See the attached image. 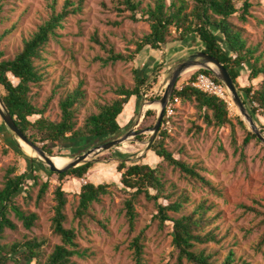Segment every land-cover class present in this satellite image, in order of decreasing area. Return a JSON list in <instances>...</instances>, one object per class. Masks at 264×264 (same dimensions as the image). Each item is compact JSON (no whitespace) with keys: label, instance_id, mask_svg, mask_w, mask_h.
Masks as SVG:
<instances>
[{"label":"rangeland","instance_id":"1","mask_svg":"<svg viewBox=\"0 0 264 264\" xmlns=\"http://www.w3.org/2000/svg\"><path fill=\"white\" fill-rule=\"evenodd\" d=\"M117 1L85 0L81 13L69 15L63 21L62 28L57 30L58 36L49 40L42 51V60L37 62L43 80L32 86L30 92L37 107L46 104L45 116L51 120H59L60 97L81 85L84 97L75 108L76 122L79 126L85 116L96 111V102H110L116 97L114 93L116 87L120 85L129 87L133 84L134 69L140 68L145 71L152 84L151 87L143 89L139 100L132 98L131 104L125 106L117 119L123 128L117 135L120 136L131 128L140 116L136 129L145 130L138 134L142 135V139H136V135L117 147L102 151L93 157L94 160H89L93 162V166L83 178L87 182L108 184L109 193L100 196L99 201L92 204L90 216L83 218L81 222L73 217L78 203L77 193L82 185L81 178L66 176L63 179V189L67 193L65 206L67 220L64 226L75 228L77 243L82 249L87 250L84 257L74 256L73 260L77 264H134L128 243L141 228H145L144 264H174L171 223H166L160 229L158 221L153 217L156 207L143 195H140L135 203V210L138 213L135 232L128 231L122 212V202L128 194L119 183L120 175L116 171V165L121 158L126 163L144 162L153 167L158 166L166 183L165 194L168 195L159 202L168 204L187 197L188 201L184 204L182 212H169L171 216L177 217L188 213L202 201L212 206L208 215L216 217L212 226H218L216 232L222 239L219 244L209 243L207 247L208 251L215 254L213 264H219L230 248L234 249L237 259H243L249 264H264V249L259 251L256 248L259 236L264 232L263 217L252 211H244L241 206H252L264 211V143L259 139L251 140L244 148L242 157L240 151L234 152L229 124L222 127L207 126L193 102H180L176 105L169 125L160 127L167 134L165 146L176 158L196 165L200 173L217 188L219 191L217 193L210 192L199 182L168 166L147 149L150 128L156 122L160 108L158 100L162 96L172 69L180 61L201 50L202 44L195 38L186 42L173 41L176 34L172 32L170 42L160 49L146 48L133 61H117L104 66L99 58H104L106 52L93 40L94 37L106 45H111L115 52L127 54L134 49V40L149 32L147 22L132 21L128 18L129 12L118 13L117 7L123 6ZM140 1L142 5L154 2ZM243 1L236 0L237 6H241ZM63 2L64 0H5L0 22V34L3 35L0 43L2 58H12L22 47L23 39L49 17L51 6H55L56 11H59ZM250 2L251 15L247 17L246 22L241 21L237 15L231 16L228 21L240 30L249 45L258 47L256 54L260 56V61L264 62V0ZM198 69L193 68L180 76L175 89L185 84ZM249 72L250 64H243L239 69L238 82L240 87L252 86L254 90L262 82V77L250 80ZM245 105L248 110L253 108L252 103ZM148 109L154 111L155 115L144 120V114ZM228 111L234 124V138L237 145H240L245 137V130L236 122V117L241 116L232 101ZM254 118L255 124L264 135V117L255 113ZM245 125L251 131L246 123ZM6 133L7 139L1 137L0 142V189L3 186L5 172L10 167L16 168L15 174L34 168V172L28 175L31 177L36 175V179H28L25 182L23 188L16 194L14 203L26 214L36 213L37 219L33 226L27 229L10 210L8 218L16 227L4 229L0 235V244L11 245L16 241L31 238L44 239L40 259L31 263L42 264L54 245L59 243V237L51 230L55 205L54 189L59 183L58 177L56 173L48 171V166L40 161L30 147L9 130ZM98 143L101 142L96 140H80L73 144L71 142L67 147H54L52 155L65 156L67 163L76 154ZM32 159L35 162H32ZM44 181L49 182V188L44 197L37 202V192Z\"/></svg>","mask_w":264,"mask_h":264},{"label":"trees","instance_id":"2","mask_svg":"<svg viewBox=\"0 0 264 264\" xmlns=\"http://www.w3.org/2000/svg\"><path fill=\"white\" fill-rule=\"evenodd\" d=\"M5 0H0V22ZM85 0H64L61 9L56 11L51 6L49 17L39 24L27 38L23 39L22 47L12 57L2 58L0 51V97L14 117L16 125L35 144H40L49 155L54 154L53 148L67 147L73 142L99 141L104 142L109 137L117 136L122 131L118 123L119 116L132 98L139 100L145 87H151L147 73L140 68L133 70V84L129 87L120 85L114 89L116 95L110 102H96V111L85 116L83 123L77 126L76 106L81 103L84 92L79 85L73 90L67 91L58 101L60 119L51 120L44 115L46 104L37 107L30 96L31 88L43 80V74L37 65L42 60V51L49 40L58 36L57 30L62 28L63 21L73 14L82 12ZM118 13L129 12L128 18L134 22L145 21L149 25V32L134 40L135 47L129 53L115 52L111 45H106L97 37L93 40L106 52V56L100 57L101 63L106 66L117 61H133L142 54L146 48L160 49L170 42L172 32L176 35L173 41H187L195 38L202 44L201 51L208 53L219 60L228 70L234 84L245 104L257 102L264 107V62L257 55L258 47L251 46L243 38L239 29L234 27L228 19L237 15L243 21L251 15L252 3L244 0L241 6H237L236 0H154L153 4L142 5L140 0H118ZM3 35L0 34V43ZM245 63L250 64L249 79L262 77L260 85L253 90L252 86L240 87L238 82L239 69ZM197 73H204L217 80L206 69H198L182 85L180 89H174L170 99L177 96L181 103L193 102L195 108L201 113V118L210 127H222L229 124L231 128L232 144L234 152L240 151L243 157L244 148L251 140L259 141L254 133L249 131L243 120L237 116L236 122L245 130V137L240 145L234 138V124L231 121L228 107L224 101L216 96L204 93L190 85ZM155 82V79L153 80ZM242 92L244 94H242ZM135 101V102H136ZM252 117L255 110L249 109ZM155 115L148 109L144 114V120ZM34 118V119H32ZM255 119V118H254ZM256 120V119H255ZM8 130L0 121V138L7 139ZM142 139V135L135 137ZM167 134L162 129L158 132V138L149 146V150L168 166L177 169L189 178L199 182L201 186L210 192H219L217 188L202 175L196 165H190L176 158L165 146ZM59 156V155H52ZM65 157V156H61ZM32 162H35L32 159ZM93 166L92 161H87L64 172L56 173L59 183L54 189V214L51 218V230L59 237V243L55 244L42 264H77L73 257H84L86 249H82L76 241L74 227L64 226L67 216L65 206L67 204L66 191L63 189V179L66 176L79 179ZM15 167L7 169L4 175L3 186L0 189V235L4 229H15V224L8 218V213L14 212L25 228L30 229L37 215L34 212L26 214L14 203L16 194L23 188L28 179H36V175L29 176L34 168L20 174H15ZM50 173L52 172L48 169ZM119 173V183L128 196L123 200L122 212L130 233L135 232V224L138 213L135 203L140 195L147 201H152L156 207L154 219L158 221V227L162 229L166 223H171V244L175 251L174 264H213L215 254L208 251L209 243L219 244V237L214 225L215 216L208 215L211 210L206 201L197 204L190 212L171 216L169 212L181 213L187 197L176 199L168 204L159 202L161 198H167L165 194V180L158 166H150L144 162L126 163L119 159L116 165ZM49 182L44 181L37 192L36 201L39 202L46 194ZM109 193L108 184L91 181L81 185L78 190V203L74 212V219L81 222L90 216L89 210L94 202L99 201L100 196ZM244 211H252L256 215H262L264 211L255 207L241 205ZM146 229L141 228L128 243V249L134 264H144V242ZM44 239H25L16 241L11 245L0 244V264H31L41 257ZM203 246L202 248H197ZM256 248L264 249V232L259 236ZM219 264H249L243 259H237L234 249L230 248Z\"/></svg>","mask_w":264,"mask_h":264},{"label":"water","instance_id":"3","mask_svg":"<svg viewBox=\"0 0 264 264\" xmlns=\"http://www.w3.org/2000/svg\"><path fill=\"white\" fill-rule=\"evenodd\" d=\"M193 68H199V69L202 68V69H206L210 71L217 80H219L222 84L225 85L232 102L234 103V105L236 106V108L238 109L240 113V116L243 122L246 123L248 127L250 128L251 132L254 133L256 137L262 143H264V135L261 132V130L257 127V125L255 124L254 119L251 113L249 112L248 108L246 107L245 103L243 102L228 70L225 68L223 63L217 60V58H215L214 56L208 53H205L199 50L196 53L191 54L187 59L177 63L172 69L170 78L168 82L166 83V87L162 93V96L158 100L160 104V108L157 112L156 122L150 128L151 135L148 139L146 148L148 149L149 146L156 139V136L161 127L165 107L175 89V86H176L177 81L179 80V77L182 76L189 69H193ZM0 119L2 123L7 127V129L12 134H14V136H16L21 142L31 147V149L34 150L35 153L37 154L40 161L45 163L48 166L49 170L55 173H61L72 167H76L80 164H83L89 160H94L93 157L98 155L102 151H106L113 147H117L123 142L129 140L131 137H134L145 131L143 129H139V130L136 129L140 121V116H139L134 122L133 126L129 128L124 134L114 137L112 139L106 140L104 142L98 143L94 145L93 147L87 149L86 151L76 154L70 159L69 163L59 168L54 165L51 159L52 155H49L39 145L30 141L28 137L16 125L14 117L9 113L1 97H0Z\"/></svg>","mask_w":264,"mask_h":264},{"label":"built area","instance_id":"4","mask_svg":"<svg viewBox=\"0 0 264 264\" xmlns=\"http://www.w3.org/2000/svg\"><path fill=\"white\" fill-rule=\"evenodd\" d=\"M190 85L204 93H207L209 95L216 96L217 98L224 101L228 106H231V98L230 95L225 87L224 84L221 82H216L214 79L209 77L208 75L204 73H197L195 77L191 80ZM182 86L178 87L177 89H180ZM143 92V91H142ZM160 92H162L160 90ZM146 96V95H144ZM180 103V100L177 96L173 97L172 100L169 99L165 110H164V116L162 119V126H167L170 123V119L174 113V109L176 105ZM252 107L255 110V113H258L259 115L264 117V107H261L257 102H252ZM1 142V138H0ZM82 185L86 184L87 181L81 177Z\"/></svg>","mask_w":264,"mask_h":264},{"label":"bare ground","instance_id":"5","mask_svg":"<svg viewBox=\"0 0 264 264\" xmlns=\"http://www.w3.org/2000/svg\"><path fill=\"white\" fill-rule=\"evenodd\" d=\"M189 70H191V69H189ZM188 70V71H189ZM28 146V145H27ZM29 147V146H28ZM31 148V147H30ZM34 151V150H33ZM35 152V151H34ZM51 159H52V161H53V163H54V165L56 166V167H59V168H61V167H63V166H65L67 163H69V161L66 163V161H67V159L65 158V157H61V156H52L51 157Z\"/></svg>","mask_w":264,"mask_h":264},{"label":"crops","instance_id":"6","mask_svg":"<svg viewBox=\"0 0 264 264\" xmlns=\"http://www.w3.org/2000/svg\"><path fill=\"white\" fill-rule=\"evenodd\" d=\"M131 104V102L129 103V105ZM130 113H131V110H130ZM128 116H129V114H128Z\"/></svg>","mask_w":264,"mask_h":264}]
</instances>
